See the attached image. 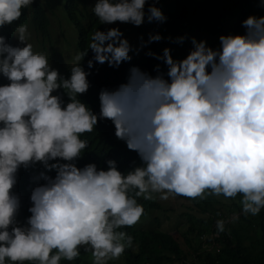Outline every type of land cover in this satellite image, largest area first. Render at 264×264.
I'll use <instances>...</instances> for the list:
<instances>
[{"label":"clouds","instance_id":"clouds-1","mask_svg":"<svg viewBox=\"0 0 264 264\" xmlns=\"http://www.w3.org/2000/svg\"><path fill=\"white\" fill-rule=\"evenodd\" d=\"M145 4L0 0V80L7 82L0 84V264L71 262L81 247L92 264H108L126 248L135 252L134 238L115 230L139 222L138 197L161 203L170 195L239 194L241 214L264 208V16L245 18L243 34L220 35L215 50L193 38L178 60L168 48L162 56L148 52L166 74L159 65L155 75L132 67L125 82L99 92L100 67H118L138 44L169 34L157 28L162 12ZM36 6L45 15L42 31L32 22ZM62 93L69 99L63 106ZM76 94L99 101V119L112 122L143 167L124 175L113 160L106 170L74 163L88 144L80 137L98 123ZM36 162L55 177L41 173L46 183L32 189L23 218L13 188L21 166ZM216 229L223 233L225 221L217 220Z\"/></svg>","mask_w":264,"mask_h":264},{"label":"trees","instance_id":"trees-1","mask_svg":"<svg viewBox=\"0 0 264 264\" xmlns=\"http://www.w3.org/2000/svg\"><path fill=\"white\" fill-rule=\"evenodd\" d=\"M149 4L157 7L166 18L158 21V30H167L169 34L160 41L149 42L150 39H146L138 44L130 54V61L122 62L118 67H110L108 64L100 67L105 73V80L98 87L99 92L104 89L112 90L125 82L132 67H139L141 71L155 75V69L159 65V70L166 74L163 61L147 55L148 52L162 56L164 48H168L173 58L178 60L180 52L188 47L186 44L191 43L193 38L197 43L205 41L207 47L215 50L220 47V35L243 34L245 29L241 22L245 18L249 15L264 16V7L260 6L259 0H146L145 9L148 10ZM32 16L33 26L42 31L45 25L43 11L36 6ZM87 16L90 22L96 19L94 22L98 29L105 28V24H101L95 15L87 13ZM85 24L79 28L83 29ZM74 34L78 39L82 31L76 30ZM186 54L180 55L181 59ZM5 83L7 82L0 80V84ZM65 94L62 93L63 97ZM65 98L62 106L69 102L67 94ZM76 99L98 115V123L92 132L80 137L87 140L88 144L82 150L81 158L74 163L80 168L93 163L98 169L106 170V162L113 160L124 175L136 167H143L139 156L129 151L125 143L116 138L112 122L99 119V101L81 94H76ZM41 173L49 178L55 177V171L49 172L41 162L30 164L27 169L21 166L17 172L18 183L13 191L20 197V214L23 218L28 215L24 206L31 203L29 197L32 189L46 183ZM135 192L136 189L131 187L128 190L130 197H134ZM171 197L174 201H180L182 210L177 212L174 222L168 224L167 230L160 224L159 215L169 218L168 210L171 207H165V203L155 202L153 199L136 198L137 203L144 208L139 222L132 227L115 231H125L131 235L134 238L133 246L138 250L134 252L131 248H126L118 259L110 260L108 264H264V208L256 216L241 214L239 194L234 199L207 193L204 199ZM234 214H239L238 220H233ZM217 220L225 221L223 233L217 234ZM80 253L76 260H61L60 264H92L90 251L85 252L81 247ZM24 264L38 262L26 261Z\"/></svg>","mask_w":264,"mask_h":264},{"label":"rangeland","instance_id":"rangeland-1","mask_svg":"<svg viewBox=\"0 0 264 264\" xmlns=\"http://www.w3.org/2000/svg\"><path fill=\"white\" fill-rule=\"evenodd\" d=\"M53 33H54V37L58 36V30L56 29L54 25H53ZM170 198H173V197H171L170 195ZM161 203L162 204L165 203L166 204L165 207H171V209L168 210L169 218L164 217L163 214L159 215L160 224L163 226V228L167 230V228L169 227L168 224L171 221H173L174 216L177 214L178 211L182 210V207L179 206L180 201H174L173 199L161 200ZM172 264H179V262H174Z\"/></svg>","mask_w":264,"mask_h":264}]
</instances>
